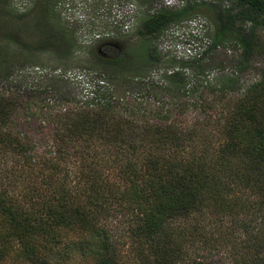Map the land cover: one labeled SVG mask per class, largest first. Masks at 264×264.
<instances>
[{
    "label": "trees",
    "instance_id": "trees-1",
    "mask_svg": "<svg viewBox=\"0 0 264 264\" xmlns=\"http://www.w3.org/2000/svg\"><path fill=\"white\" fill-rule=\"evenodd\" d=\"M54 1L38 0L21 15L40 12L32 38L18 32L22 22L3 33L0 81L14 72L7 71L14 59L72 54L69 31L49 27ZM227 1L156 9L133 33L137 44L124 36L115 53H95L101 79L85 108L64 109L53 155L39 157L0 133V259L13 251L57 264L66 248L65 256L95 264H207V255L227 249V264H264V63L255 65L264 57V0ZM200 5L211 12L210 42L146 80L161 64L159 35ZM221 46L235 51L228 64L213 59ZM253 67L257 78L242 83ZM15 106L0 92V128ZM198 107L191 124L177 123ZM71 156L79 158L73 174L62 166ZM117 216L118 236L109 229ZM70 233L76 240L60 249Z\"/></svg>",
    "mask_w": 264,
    "mask_h": 264
},
{
    "label": "rangeland",
    "instance_id": "rangeland-1",
    "mask_svg": "<svg viewBox=\"0 0 264 264\" xmlns=\"http://www.w3.org/2000/svg\"><path fill=\"white\" fill-rule=\"evenodd\" d=\"M37 1L0 0V39L4 38L3 33H9L15 28L18 30L22 23L21 27L23 28L18 32H25L32 38L33 24L36 21L34 17L40 16V12L36 8L33 11L34 16L32 14L28 17L21 15L28 13ZM185 1L187 0H172L174 5L165 6L164 0L149 2L145 0H55L51 6V12H49L52 15L49 27L53 33L56 29L69 31L67 36H69L68 39L73 38V52L67 58H59L57 52L52 51L51 53H42L29 60L14 59L10 65L8 64L7 71L14 72L7 79L0 81V92L10 95L16 106L14 111L10 112L9 121L0 128L1 135L5 139L8 136L11 140L27 142L32 148L30 152L39 157L40 155L42 157L53 155L49 151L53 149L50 147L53 143V132L55 129H61L66 123L65 118L61 116L64 109L73 112L78 108H85L86 101L91 100V92L97 88L98 78L101 79L95 64V53L100 55L115 53L125 37H132V43L137 44V38H133V33L148 13L162 7L178 8ZM189 1L219 2L225 5L229 3L227 0ZM130 4L133 5L131 17L128 20L119 17L125 15L124 10ZM210 13L207 7L200 5L186 18L166 27L156 40V45L162 55L161 64L159 68L145 73L148 74L146 80L158 79L164 71L174 69L175 66L172 67V63H170L172 59H188L198 56L196 53H200L207 46L212 36L213 24ZM16 49L18 48L15 47ZM231 54H235V51H225V47L221 46L217 48L213 59L216 63L223 60V63L228 64L226 57ZM262 63H264V57H257L255 65L260 67ZM215 71L216 69L210 70L208 77H213ZM4 73L6 72L4 71ZM257 75L258 70L253 67L241 75V81L244 84H249L257 78ZM115 93L118 94L117 91ZM125 94L128 95L127 90ZM200 110L199 107L195 110L191 109L186 114L176 117L177 123L180 125L189 124L193 120V116ZM210 110L206 111L209 113ZM3 133H6L7 136ZM3 158L0 154V159ZM78 162V157L71 156L63 160L62 166L65 168L69 166L73 174L80 169V167L76 169V165L79 166ZM116 218L119 216L110 221L109 229L111 228V232L116 236L123 235L124 224ZM76 238L70 233L67 240L60 245V249L69 240H76ZM129 251V249L122 250L125 260ZM66 252L68 250L63 248L62 257L57 258L59 260L57 264H95L89 257H83L78 253L65 256ZM199 253L206 255L202 251ZM130 255L132 259L133 253L131 252ZM229 257V251L222 249L219 252L211 253L210 256L207 255L203 260L207 264H227ZM0 264L41 263L26 260L20 256L16 257L15 253L10 251L0 259Z\"/></svg>",
    "mask_w": 264,
    "mask_h": 264
},
{
    "label": "built area",
    "instance_id": "built-area-1",
    "mask_svg": "<svg viewBox=\"0 0 264 264\" xmlns=\"http://www.w3.org/2000/svg\"><path fill=\"white\" fill-rule=\"evenodd\" d=\"M164 4H165V6H172V5H174V3H172V0H164ZM132 7H133V5L132 4H130L129 6H126V9L124 10V16H119V17H121L122 19H126V20H128L130 17H131V11H132ZM121 12V11H120ZM126 20H124V21H126ZM187 51H189V50H187ZM199 52H197L196 54H198Z\"/></svg>",
    "mask_w": 264,
    "mask_h": 264
}]
</instances>
